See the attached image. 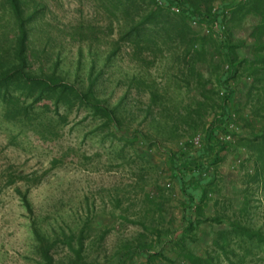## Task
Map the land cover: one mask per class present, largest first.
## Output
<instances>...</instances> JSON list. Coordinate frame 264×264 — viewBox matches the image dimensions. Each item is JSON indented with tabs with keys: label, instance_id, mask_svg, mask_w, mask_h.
Here are the masks:
<instances>
[{
	"label": "rangeland",
	"instance_id": "1",
	"mask_svg": "<svg viewBox=\"0 0 264 264\" xmlns=\"http://www.w3.org/2000/svg\"><path fill=\"white\" fill-rule=\"evenodd\" d=\"M23 1L25 16L31 14L27 70L54 73L82 90L93 82L95 96L116 107L124 135L139 130L157 143L131 146L88 108L51 100L34 105L32 124L10 122L0 100V264H43V238L51 264H186L191 255L234 264L236 255L222 248L230 221L264 231V170L255 176L257 146L247 145L264 125V117L253 114L261 107L256 90L248 94L253 79L243 75L235 84L250 123L233 121L221 135L228 147L206 174L216 183L201 213L192 212L194 226L185 229L183 200L165 154L199 145L213 116L203 91L218 88L217 73L226 68L216 44L198 38L186 53V41L175 44L164 34L165 42L157 39L161 49L133 50L120 39L106 0ZM231 14L229 37L240 43L235 53L252 59L257 18L250 13L233 23ZM191 26L202 37L204 29ZM16 32L15 15L0 0L4 64L14 58ZM197 102L205 108L200 113ZM230 248L243 254L236 241ZM154 251L160 254L146 261ZM252 254L247 264H264L263 251Z\"/></svg>",
	"mask_w": 264,
	"mask_h": 264
},
{
	"label": "trees",
	"instance_id": "2",
	"mask_svg": "<svg viewBox=\"0 0 264 264\" xmlns=\"http://www.w3.org/2000/svg\"><path fill=\"white\" fill-rule=\"evenodd\" d=\"M6 1L17 21V32L13 44L14 58L9 64L0 61V100L6 120L14 123L26 120V124H32V121L37 119L31 117L35 110L34 105L51 100L55 106L62 103L70 108L74 106L88 108L93 116L102 118L101 123L104 127L112 128L110 130L112 134L121 132L120 139H124L131 146H134L137 140L148 145H153L155 141L157 143L156 138L153 142L152 137H148L146 133L139 130H134L130 137L127 134L124 135L125 130L121 127L116 107L108 106L95 96L93 82H90L87 89L82 90L72 83L65 82L54 73L42 75L27 70V23L31 14L25 16L23 0ZM212 2L213 0H106L105 2L109 16L116 20L119 27L120 39L133 46V50L151 49L152 46L161 49L158 40L165 42L164 34L168 40L176 42L175 44L182 45L187 42L186 53H189L191 45L198 38L209 39L216 44L226 64V68L217 73L218 88L203 91L207 104L205 107L210 106L214 111L210 121L202 130L199 145L193 146L190 142L180 149L168 150L165 154V163L170 176L176 181L183 200L182 219L185 229L194 226L195 222L191 219L192 212L201 213L199 210L207 201L216 183L206 174L220 162L222 153L228 147L227 141L222 139L221 135L230 132L229 126L233 121L250 123L236 100L238 87L235 84L243 75L253 79L254 83L248 94L256 90L258 103H261V107L255 108L253 114L264 117V100H262L264 99V41L260 40L264 38V0H221L216 7L211 5ZM173 5L177 6L179 11H172ZM229 10L232 13L233 23H241L244 16L250 13L255 14L257 18L251 31V36L255 39L252 59L240 58L235 53L240 43L231 41L229 37V25L227 27ZM193 20L197 21L199 27L202 28L205 25L208 29L204 31L202 37L191 26ZM232 22L229 21V24ZM195 54L199 52L196 50ZM260 82L262 84L259 85ZM203 108L204 106L197 102L195 113L202 112ZM247 140L248 146L255 148L257 146V159L260 162L254 174L261 178L260 172L264 170V125H261L258 132L254 131L252 138ZM256 140L258 145L254 144ZM24 200L29 207L26 197ZM244 206L245 208L241 211H246V203ZM35 232L40 238V232L37 230ZM221 236L224 253L233 252L232 254L237 257L234 264H247L249 255L259 251L264 252V231L245 224L240 219L233 218L230 221V229L222 232ZM232 241L237 242L243 254H237L230 248ZM131 248V246L126 247L123 253H129ZM40 249L44 258L43 264H51L49 245L44 242V238ZM158 254H160L158 251L147 254L146 261L152 260V256L157 257ZM186 264L215 263L211 257L206 259L191 255Z\"/></svg>",
	"mask_w": 264,
	"mask_h": 264
},
{
	"label": "built area",
	"instance_id": "3",
	"mask_svg": "<svg viewBox=\"0 0 264 264\" xmlns=\"http://www.w3.org/2000/svg\"><path fill=\"white\" fill-rule=\"evenodd\" d=\"M172 9L175 10V11H179V8H178L177 6H175V5L172 6ZM192 24H193L194 26H196V27H199V26H200V25L197 23L196 20H193V21H192ZM202 28L204 29V31H208V29L206 28L205 25H203Z\"/></svg>",
	"mask_w": 264,
	"mask_h": 264
}]
</instances>
